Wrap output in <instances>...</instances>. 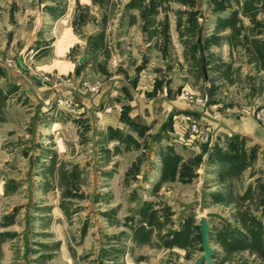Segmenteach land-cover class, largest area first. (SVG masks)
Masks as SVG:
<instances>
[{"label": "rangeland", "instance_id": "rangeland-1", "mask_svg": "<svg viewBox=\"0 0 264 264\" xmlns=\"http://www.w3.org/2000/svg\"><path fill=\"white\" fill-rule=\"evenodd\" d=\"M263 105L264 0H0V264H264Z\"/></svg>", "mask_w": 264, "mask_h": 264}, {"label": "water", "instance_id": "water-1", "mask_svg": "<svg viewBox=\"0 0 264 264\" xmlns=\"http://www.w3.org/2000/svg\"><path fill=\"white\" fill-rule=\"evenodd\" d=\"M18 64L20 65L21 68L26 69L24 62L22 60V57H18ZM209 217H218L223 219V216L220 215L219 213H214V212H209L207 213L206 216H203L201 218V239H202V248H203V254L202 256L196 261L195 264H213L212 260V254H213V249L210 246V225L208 223V218Z\"/></svg>", "mask_w": 264, "mask_h": 264}, {"label": "crops", "instance_id": "crops-1", "mask_svg": "<svg viewBox=\"0 0 264 264\" xmlns=\"http://www.w3.org/2000/svg\"><path fill=\"white\" fill-rule=\"evenodd\" d=\"M71 46H73V44H71ZM7 75H8V78H9L10 82L13 83V84H15V83L22 84V85L26 84L25 76L20 71H10V72H8ZM16 112H18V110H16ZM5 113H6V115H8V109H5ZM137 114H141L142 115L141 110H138ZM0 122H2V121L0 120ZM16 123L18 124V116H16ZM16 127H18V126H16ZM240 127L244 131H246L247 133H251L253 135L256 134L257 137L262 136L261 134L264 133L263 128L261 126H259V124L256 121H254L253 119H247L246 118L244 120H241ZM257 137H255V138L257 139Z\"/></svg>", "mask_w": 264, "mask_h": 264}, {"label": "built area", "instance_id": "built-area-1", "mask_svg": "<svg viewBox=\"0 0 264 264\" xmlns=\"http://www.w3.org/2000/svg\"><path fill=\"white\" fill-rule=\"evenodd\" d=\"M254 116L258 123L264 126V105L261 108L254 110Z\"/></svg>", "mask_w": 264, "mask_h": 264}]
</instances>
